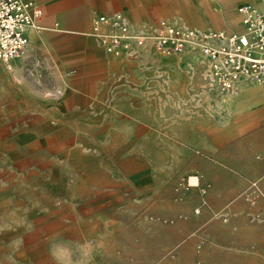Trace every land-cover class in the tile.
Instances as JSON below:
<instances>
[{"label": "rangeland", "instance_id": "1", "mask_svg": "<svg viewBox=\"0 0 264 264\" xmlns=\"http://www.w3.org/2000/svg\"><path fill=\"white\" fill-rule=\"evenodd\" d=\"M93 1L62 6L77 10L76 37L41 30L45 10L34 44L0 69V264H264V172L244 182L216 155L219 134L248 145L264 128V97L227 102L239 86L208 85L194 50L164 56L148 43L113 56L91 34L108 10L134 30L161 19L239 29L237 5L264 0H182L173 12L158 0ZM230 5L237 25L225 22ZM102 63L109 76L97 87ZM228 244L252 258L223 255Z\"/></svg>", "mask_w": 264, "mask_h": 264}, {"label": "built area", "instance_id": "2", "mask_svg": "<svg viewBox=\"0 0 264 264\" xmlns=\"http://www.w3.org/2000/svg\"><path fill=\"white\" fill-rule=\"evenodd\" d=\"M236 10L242 31L201 30L167 19L148 31L134 30L128 15L116 11L96 15L91 34L113 56H135L148 43L164 56L194 50L207 67L206 83L229 92L241 81L264 83V3L243 2ZM42 17L38 0H0V68L24 52L26 30Z\"/></svg>", "mask_w": 264, "mask_h": 264}, {"label": "crops", "instance_id": "3", "mask_svg": "<svg viewBox=\"0 0 264 264\" xmlns=\"http://www.w3.org/2000/svg\"><path fill=\"white\" fill-rule=\"evenodd\" d=\"M45 8L41 4L40 0H38V3L40 4L41 8L43 9V17H44V11L46 10V16L43 19V17L38 20L37 22L41 21V23L45 25H51L53 24L52 27L50 26H43L39 25L41 30L44 28H52L57 30L60 35H65L68 34L72 37H76V33L79 31V24L76 18L77 10H63L62 6L66 4H77L80 2V0H43ZM145 3H148V1H144ZM93 3L99 4V5H104L105 7L109 6L111 4L110 0H94ZM175 1H168V0H158L155 2L157 5L156 8L159 7H165L169 6L170 10L176 11V8L173 5ZM258 4L262 5V3L259 1L257 2ZM169 4V5H168ZM171 4V5H170ZM173 6V7H172ZM238 6V5H237ZM109 8V7H108ZM237 8V7H236ZM226 18L229 19V21H225L227 23H230L231 25H237V22H233V18H236L235 16V11L233 10V5H230V9H226ZM115 11H110L108 12H103L104 14H113ZM237 12V10H236ZM100 13V14H103ZM238 14V13H237ZM239 16V15H238ZM129 17V15H128ZM221 29V28H220ZM224 29V28H222ZM243 27L240 22V16H239V29H227V30H233V31H242ZM30 27L26 30V35L28 37L29 42L31 43V34H30ZM212 30H217V29H212ZM40 33V31H39ZM38 33V34H39ZM34 44V43H33ZM27 55H23L21 59H18L17 63L18 65L22 64V60ZM12 62V61H11ZM10 62V63H11ZM10 63L5 65L4 67L11 68ZM16 63V65H17ZM101 69L100 73L97 75V79L93 82L98 86H104L106 84V80L108 79L109 73L108 71L105 70L104 63L101 64ZM239 90L236 94L232 95L227 102L230 104L238 107V106H244L245 104H248V102H252L251 104L254 105L257 103L260 98L264 97V83L260 85H250L248 84L247 81H241L239 84ZM238 130L239 128H230L229 130ZM229 136H223L222 134H219L217 137L216 141L220 144V149L217 151L216 155L218 156L219 160L224 164V165H231V167H236L241 169V171L244 174V177H242V180L248 181L252 178L255 177V175H258L262 172H264V153L261 151L260 153H257L252 144L251 141L254 140H261L264 143V128H260L258 131L254 132L252 136H250L247 141L248 145L246 144H239L236 146H231L228 147L226 146V142L228 141ZM257 155H260L261 159L257 160L255 157ZM238 156V161H235V157ZM240 156H243L242 160L240 159ZM243 186V185H242ZM219 230H221L222 234H230L232 233V229H237V227H232V226H226L224 224H219L217 226ZM233 237H236V233L233 232ZM238 237V236H237ZM249 244H250V249L252 250V244H253V238L249 237ZM237 241V240H235ZM237 247L230 248V244L228 245H223L220 249L221 253L225 256L229 255L232 253L233 256L236 258H244V259H251L252 258V252H250L248 249L245 250V252H237L235 251ZM249 251V252H248ZM237 253V254H236Z\"/></svg>", "mask_w": 264, "mask_h": 264}, {"label": "bare ground", "instance_id": "4", "mask_svg": "<svg viewBox=\"0 0 264 264\" xmlns=\"http://www.w3.org/2000/svg\"><path fill=\"white\" fill-rule=\"evenodd\" d=\"M183 3V1L182 0H180L179 2L178 1H175V4L176 5H178V4H182ZM177 10V9H176ZM191 9H188V8H186V9H183V11L184 12H189ZM195 13V12H194ZM39 29V26H38V24H35V25H33V26H31L30 27V34H31V45L35 42V40L32 38V35H34L35 33H36V31ZM27 46H30V43H28V45ZM27 48V47H26ZM26 50V49H25ZM1 69V68H0ZM260 84H263V83H260Z\"/></svg>", "mask_w": 264, "mask_h": 264}]
</instances>
